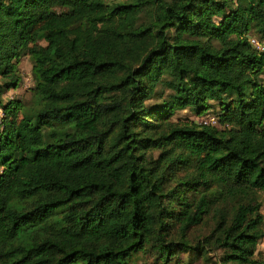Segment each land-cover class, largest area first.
<instances>
[{
  "label": "trees",
  "instance_id": "1",
  "mask_svg": "<svg viewBox=\"0 0 264 264\" xmlns=\"http://www.w3.org/2000/svg\"><path fill=\"white\" fill-rule=\"evenodd\" d=\"M263 72L264 0H0V264H264Z\"/></svg>",
  "mask_w": 264,
  "mask_h": 264
},
{
  "label": "rangeland",
  "instance_id": "2",
  "mask_svg": "<svg viewBox=\"0 0 264 264\" xmlns=\"http://www.w3.org/2000/svg\"><path fill=\"white\" fill-rule=\"evenodd\" d=\"M113 1H122V0H113ZM251 36L257 40L259 39V36H257L256 34H251ZM260 46L262 47L261 43H260ZM31 65H32V60L30 56L28 54L22 55L20 58L19 64H18V67L22 75L21 83L17 88H12L6 91L4 93V97L17 95V96L22 97L25 100H28L30 98L29 86H31L33 83L31 79L32 77ZM262 76L264 77V72L262 73ZM148 101L153 102V101H157V99H150ZM210 103H211V107L202 115H197L194 113V111L190 107H186L183 109H177L174 115L171 117V119L187 121L191 119L199 120L202 117H205V118L215 117V112L219 109V106L216 104V101L214 100H212V102ZM261 209L264 213V197H262ZM192 233H191L192 235H195L196 233H198L197 229L192 231ZM207 254L209 256V259L205 260L202 256L195 257L191 264H216L217 259L219 255L221 254V252H220V249H211V250H208ZM181 255L185 257L187 254L182 253ZM254 255L261 260L264 259V236L258 240ZM141 261L142 259L138 258V262H141Z\"/></svg>",
  "mask_w": 264,
  "mask_h": 264
},
{
  "label": "built area",
  "instance_id": "3",
  "mask_svg": "<svg viewBox=\"0 0 264 264\" xmlns=\"http://www.w3.org/2000/svg\"><path fill=\"white\" fill-rule=\"evenodd\" d=\"M252 43L254 45H256L258 48H260V43L255 39V38H252L251 39ZM200 122H203V123H215L216 122V119L215 117H202L199 119Z\"/></svg>",
  "mask_w": 264,
  "mask_h": 264
}]
</instances>
